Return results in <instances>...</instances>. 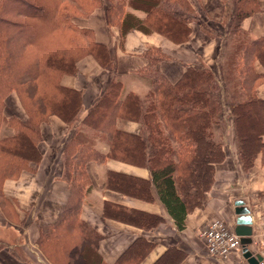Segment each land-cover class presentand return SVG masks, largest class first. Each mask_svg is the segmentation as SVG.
I'll use <instances>...</instances> for the list:
<instances>
[{
	"label": "trees",
	"instance_id": "obj_1",
	"mask_svg": "<svg viewBox=\"0 0 264 264\" xmlns=\"http://www.w3.org/2000/svg\"><path fill=\"white\" fill-rule=\"evenodd\" d=\"M196 7L192 0H0V131L2 126L12 131L0 134V204L8 202L2 194L3 182L18 178L23 171L32 172L40 163L41 126L57 117L73 130L63 152V180L70 185L68 202L56 225L38 241L48 261L56 262L50 247L65 251L69 243L58 242L67 234L74 236L75 229L82 238L86 234L94 238V231L78 216L80 195L89 187L85 166L92 160L146 167L150 175L146 186H153L177 229H184L186 216L202 207L215 167L225 159L222 141H215L212 131L222 128L221 87L225 88L224 103L233 119L242 168H250L258 154L264 158V100L257 96L264 75L255 71L256 63L264 69V36L251 41L240 29L244 19L259 11L258 0H234L230 52L220 66L219 78L201 64L184 66L181 75L169 81L156 65L170 58L150 47L143 54L146 64L138 70L149 80L148 93L139 97L130 92L121 97L122 84L112 78L80 119L81 90L60 83L64 75L77 76L78 63L85 58L110 73L115 70L116 59L109 48L96 42L93 31L80 28L75 20L102 9L106 27L116 29L121 40L136 30L183 44L190 39L192 23L216 37ZM11 93L24 118L6 116V99ZM118 119L140 123V132L118 130ZM80 125L106 141L105 155L76 136ZM107 186L146 191L144 182L112 172ZM69 249L77 250L75 244ZM90 250L95 252L91 245ZM126 261L136 264L139 260Z\"/></svg>",
	"mask_w": 264,
	"mask_h": 264
},
{
	"label": "crops",
	"instance_id": "obj_2",
	"mask_svg": "<svg viewBox=\"0 0 264 264\" xmlns=\"http://www.w3.org/2000/svg\"><path fill=\"white\" fill-rule=\"evenodd\" d=\"M197 4L204 14L198 13L199 17L208 27L211 28V11L217 9V12H212L213 18L220 20V8L216 7L220 0H199ZM211 4L212 10L209 11L207 5ZM258 7V12L240 24V29L251 41L264 36V0H258ZM77 25L91 29L96 42L107 46L116 59L113 73L85 58L78 63L77 77L65 75L61 78L62 86L79 88L82 92L83 107L79 119L112 78L122 84L121 97L130 92L139 97L148 93L149 80L138 72L146 64L143 54L148 48H157L170 58L156 66L169 81H174L181 75L184 66H217L220 51L226 44L222 35L210 38L195 23L190 25V39L183 44L175 45L160 35H145L136 30L128 32L121 40L116 29L106 27L102 9L94 11ZM255 71L264 75L259 63L255 64ZM11 95L6 99V116L24 118L23 109ZM257 96L264 100V84L258 87ZM230 120L233 119L228 108L222 117L225 125L221 129L234 139ZM115 126L131 134H138L141 129L138 122L121 119L116 120ZM79 127L76 136L105 155L106 141L87 128ZM11 133L9 128L2 126V136ZM72 135L73 130L67 124L51 117L48 123L41 126L38 145L41 160L38 166L32 172L23 171L18 178L3 182L1 190L8 202L0 204V264H130L126 261L128 258L138 259L136 264H246L239 254H232L224 261L207 257L199 236L211 221H221L233 231L237 218L234 213L236 201L244 202L249 210L252 242L248 249L252 255H263L260 243L264 222V158L258 154L252 166L243 169L230 148V157L215 167L213 183L204 204L188 213L181 231L158 200L153 186H146L150 178L146 167L112 159L88 162L85 170L89 187L80 195L78 216L94 231V238L90 240L87 234L82 238L83 234L75 229L74 236L67 234L63 236L66 239L58 242L65 246L69 243L65 251L56 246L50 247L56 262L48 261L38 241L56 225L68 202L70 185L63 180V152ZM220 140L224 142L223 137ZM225 144L231 146L229 142ZM111 172L144 182L146 191L137 193L117 186L108 187L107 176ZM74 244L77 250L71 251L69 247ZM90 245L95 252L90 250Z\"/></svg>",
	"mask_w": 264,
	"mask_h": 264
},
{
	"label": "rangeland",
	"instance_id": "obj_3",
	"mask_svg": "<svg viewBox=\"0 0 264 264\" xmlns=\"http://www.w3.org/2000/svg\"><path fill=\"white\" fill-rule=\"evenodd\" d=\"M198 1L199 0H192V2L194 3V4H196L197 5V11H198V13H201L202 15H204L200 10H202L199 6V4H197L198 3ZM207 6H209L208 7V9H209V11H211L212 10V4H211V6L210 5H207ZM216 7H219L220 8V20H218V19H214L213 18V14H212V12H214V11H216L217 12V9L216 10H213V11H211V13H210V15L212 16V20H211V28L210 27H208L206 24V26H207V28H209L210 30H211V35L213 34V35H222L223 36V38L226 40V44L224 45V47H223V49L220 51V58H219V62H217L218 64H217V66L215 65L213 68H212V66L211 67H209V68H211V69H213L214 70V74L217 76V78H219V75H220V69H221V67L220 66H222L223 64H224V62L226 61V58H227V55H228V53L230 52V45H231V40H232V35H231V32H232V30H231V27H229V24H230V22H231V20H232V17H233V10H234V0H220V4H218ZM134 14H136V16H138V17H140V18H142L143 17V15H139V14H137V13H135V12H133ZM218 20V21H217ZM212 21H214V22H212ZM75 22L77 23V22H81V20H75ZM218 22H219V25H220V27L218 26ZM210 23V22H209ZM152 34H156V33H152ZM146 35V34H145ZM148 35H150V34H148ZM157 35H159V34H157ZM208 36V35H207ZM162 37V36H161ZM164 38V37H163ZM211 38V37H210ZM166 39V38H165ZM223 39V40H224ZM169 41V40H168ZM174 44V43H173ZM175 45H177V44H175ZM220 67V68H219ZM65 76V75H64ZM66 76H70V75H66ZM221 76V75H220ZM63 77V76H62ZM61 77V78H62ZM73 77H77V76H73ZM61 80V79H60ZM220 84H222V81H221V83ZM224 89L225 88H223V87H221V95H222V102H223V107H224V109H223V111H222V116H221V118H220V122H221V124L222 125H225L224 123V121H222V117L224 116V113H225V111L226 110H228V107L225 105V103H224V96H225V91H224ZM12 95L11 96H13L14 98H15V95H14V93H11ZM16 99V98H15ZM233 123V121L232 120H230V124H232ZM140 124V123H139ZM232 127H233V124H232ZM233 129H234V127H233ZM213 139L216 141V140H220V138H222L223 137V139H224V142L225 143H227V142H229L230 144H231V146L230 147H228V146H226V144L224 143V142H222V144H223V150H224V152H225V159H226V157H230V151H229V149L231 148L233 151H234V153L236 154V156L238 157V159H239V155H238V147H237V141H236V138L234 137V139H232V136L229 134V135H226L224 132H223V130L220 128V130H219V128H216V129H214L213 128ZM233 133H234V130H233ZM225 135V136H224ZM234 136H235V133H234ZM240 162V161H239Z\"/></svg>",
	"mask_w": 264,
	"mask_h": 264
},
{
	"label": "built area",
	"instance_id": "obj_4",
	"mask_svg": "<svg viewBox=\"0 0 264 264\" xmlns=\"http://www.w3.org/2000/svg\"><path fill=\"white\" fill-rule=\"evenodd\" d=\"M199 236L204 243L207 257L211 259L224 261L232 254L242 255L239 237L221 221L209 222L206 228L199 233ZM261 240L263 255L258 264H264V222Z\"/></svg>",
	"mask_w": 264,
	"mask_h": 264
},
{
	"label": "water",
	"instance_id": "obj_5",
	"mask_svg": "<svg viewBox=\"0 0 264 264\" xmlns=\"http://www.w3.org/2000/svg\"><path fill=\"white\" fill-rule=\"evenodd\" d=\"M234 207V213L237 218L233 232L239 237L242 258L247 264H258L262 260V257L259 254L252 255L248 249V246L252 242V226L249 210L242 201L234 202Z\"/></svg>",
	"mask_w": 264,
	"mask_h": 264
}]
</instances>
